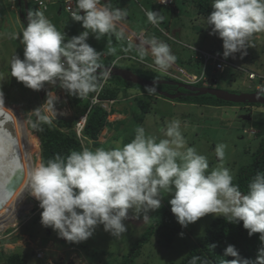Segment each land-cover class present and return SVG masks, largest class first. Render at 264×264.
I'll list each match as a JSON object with an SVG mask.
<instances>
[{
	"label": "clouds",
	"instance_id": "clouds-1",
	"mask_svg": "<svg viewBox=\"0 0 264 264\" xmlns=\"http://www.w3.org/2000/svg\"><path fill=\"white\" fill-rule=\"evenodd\" d=\"M76 4L78 11L71 19L84 31L71 38L57 30L44 11H29L22 33L12 34V39L23 45V59L16 54L10 61V75L16 82L35 92L45 90V85L58 87L70 97L85 100L111 77L112 69L101 63L104 52L87 41L90 34L97 41L109 34L124 39L125 33L117 25L126 20L128 11L111 8L101 0H76ZM41 7H46L43 0ZM211 8L206 23L211 29L209 35L223 42L222 59L237 54L243 59L252 46L251 38L264 33V0H213ZM146 15L154 25L163 20L155 11ZM137 48L142 58L150 52L161 71L176 61L169 45L155 37L140 41ZM116 51L109 39L108 54ZM157 87L158 81L153 80L144 91L155 95ZM57 102L55 92L46 91L44 103L29 112L36 117L33 129L57 119ZM0 117L6 122L16 117L5 107L2 86ZM160 131L165 138L157 142L155 136L146 135L145 129L137 126L134 139L122 147H83L33 167L28 173L30 195L42 210L41 225L70 244L87 241L100 226L113 238H120L128 231L126 221L150 219L149 213L162 207L166 193L171 196L170 210L181 228L211 214L231 224L242 222L249 237L259 234L261 247L254 260L241 257L229 244L223 257L233 259L221 264H264V173L256 174L244 194L223 166L225 144L216 146L220 165L209 171L207 157L187 145L180 119L167 122ZM199 259L193 257L190 264H197Z\"/></svg>",
	"mask_w": 264,
	"mask_h": 264
},
{
	"label": "rangeland",
	"instance_id": "rangeland-1",
	"mask_svg": "<svg viewBox=\"0 0 264 264\" xmlns=\"http://www.w3.org/2000/svg\"><path fill=\"white\" fill-rule=\"evenodd\" d=\"M117 1L120 4L118 6H114L115 2L111 6L110 0H101V3L109 4L111 8H126L128 16L125 21L118 23L117 28L122 30L129 28L131 33L127 37L129 38L127 48L124 52L117 49L113 60L106 67L130 71L150 83L153 80L174 82L191 87L219 89L234 95L259 92L264 97V33L255 34L251 38L252 46L247 49V55L243 59L237 54L235 58L224 60L222 40L209 35L211 29L207 27L206 18L195 15L191 1L187 3L183 0H169L164 3L161 1L157 3V0ZM11 2L0 0V11L3 9L4 12L0 14V78H2L0 86L4 92L5 107L13 111L18 123L24 127L28 142L27 151L31 155L33 168L40 163V148L35 131L29 130L32 124L29 112L44 103L46 91H54L58 97L57 117H63L68 121L74 119V131L78 137L81 136L87 114L83 116L80 109L85 100L70 97L58 87L52 88L48 85H45V90L35 92L11 77V59L16 54L23 59V45L19 40L12 39V34L22 33L24 28L18 11ZM146 2L151 5L146 6ZM8 3L11 5L8 6ZM56 3L54 0L43 8L33 2L37 10L44 11L45 16L57 30L67 33L76 24L64 10L57 12ZM148 11L160 13L163 20L158 25L150 23L146 15ZM152 37L168 44L176 56L175 63L166 71H161L155 66L154 57L150 52L143 58L139 54L137 45L140 41ZM88 41L98 52H102L103 46L100 43L92 37ZM201 54L216 55L230 66L226 69L222 67L220 72L215 69L214 75L210 76L214 69L208 62L202 64ZM104 57L105 54L102 58ZM196 58L200 61L197 62ZM250 74H253V78L249 77ZM163 85L165 84H159L155 95H148L136 86L127 88L129 90L127 94H133L130 99L120 97L123 93H119L121 95L117 99L99 100L96 96L89 99L92 105L98 104L109 114L106 116V127L100 130L97 138L99 145L95 147L92 140L84 139L81 143L82 148L94 150L102 147L107 150L122 147L134 139L137 126L143 127L146 135L155 136L158 142L159 139L165 138L160 129L165 128L167 122L178 118L181 120V131L187 145L194 147L198 154L207 157L209 171L220 165L215 152L216 146L221 143L226 145L223 166L230 170L235 180L239 170L252 162L264 138V105L251 106L242 103L235 106L222 104V107H211L172 102V99H167L158 92L174 95L180 93L177 89L181 88ZM74 98L77 102H74ZM136 98L148 100V113L144 114L140 110L135 103ZM196 99L214 100L208 95ZM111 109L115 112L111 113ZM78 123H82L81 128L77 126ZM163 196L162 207L168 208L167 211L172 215V223L178 225L180 230L170 247L159 244L158 234H153L148 242L138 249L130 264H178L201 240L209 223L216 218L209 214L187 228H181L170 212L168 201L171 196H167L166 193ZM20 205L24 208H19L16 216L0 224V264H6L5 257L12 253L25 255L27 264H126L125 257L150 228L153 216L159 211L150 212L148 220L143 221L141 218L126 221L128 231L120 238H113L100 226L87 241L70 244L58 238L52 229L41 225L42 210L39 203L31 197L30 189L25 193L23 203Z\"/></svg>",
	"mask_w": 264,
	"mask_h": 264
},
{
	"label": "trees",
	"instance_id": "trees-1",
	"mask_svg": "<svg viewBox=\"0 0 264 264\" xmlns=\"http://www.w3.org/2000/svg\"><path fill=\"white\" fill-rule=\"evenodd\" d=\"M11 2L10 0H6ZM57 1V12H63V1L64 0H56ZM191 1L192 9L195 12L197 17L207 18V16L212 12L210 8L212 6L213 0H183L184 3ZM34 1L28 0L27 2V12L37 10L36 5L33 4ZM75 2V9L77 10L76 0ZM113 2L116 4L114 6H118L119 1L117 0H110L109 3L112 6ZM13 6L18 11V17L20 18L23 26H26L27 20L25 17V6L23 0H13L11 2ZM11 3L7 5L10 6ZM32 3V4H31ZM149 2H146V6L151 5ZM0 14H4L3 9L0 11ZM22 16V17H21ZM122 23V22H121ZM126 23V22H125ZM74 26H72L70 31H67L66 36L71 38L72 36L79 35L84 29L81 25L77 22H74ZM118 30H122L118 28ZM131 29H124L123 32L125 33L124 39L117 40L114 35H106L100 41H97L93 36L90 35L89 38H93L95 41L103 46L102 51L105 54V57H101V63L106 67L109 66V62L113 60V56L115 54L109 55L107 52L108 40L111 39L112 47L117 49H121L124 52V49L127 48V37ZM78 32V33H77ZM63 33V32H62ZM89 43V41H87ZM103 56V55H102ZM221 59V58H220ZM196 61L199 60L196 58ZM123 68V67H121ZM212 74V73H211ZM201 76V75H200ZM136 86L140 89V86L135 85L130 82L122 81L120 77L116 75H111V77L103 84V87L95 93H90L89 97L85 99V102L82 103L81 113L82 115H86V121L84 127L81 131V136L78 137L76 132L74 131L75 121L73 120H66L63 117H57V119H53L51 125L41 123L39 126V130L33 129L32 124L29 127V130H33L36 133V136L39 141V148H40V162L47 163L48 160L54 159L57 155L61 157H67L72 151H81L82 146L81 143L84 139H89L93 141V146H98L99 142L97 140L99 132L101 129L106 127V116L109 114L107 113L102 107L98 104L92 105L89 99L93 97H97L99 100H108V99H117L121 94L120 97L122 98H129L133 94H127V88H136ZM167 86V85H163ZM198 86V85H197ZM160 86L158 85L157 89ZM170 87V86H168ZM175 88V87H174ZM139 91V90H138ZM171 92V91H170ZM176 92V91H175ZM172 92V93H175ZM209 96V95H208ZM199 97V96H198ZM195 96L194 97H181L178 99L171 100L172 102H179L184 104H192L195 106H211V107H222V104L225 105H237L232 104L229 102H224L221 100L216 99L213 96L214 100L207 101L201 100L197 101ZM75 99V98H74ZM77 99V98H76ZM74 102H77V100ZM128 99V100H129ZM195 100V102L193 101ZM191 101V102H187ZM135 103H137L140 110L144 112V114L148 113V100H138L136 98ZM249 104V103H247ZM254 106L256 104H249ZM75 108H77L75 106ZM79 108V107H78ZM77 108V109H78ZM114 113L113 109H111V113ZM32 123L35 122L36 117L34 115L30 116ZM34 159V156H33ZM35 162V160H34ZM257 173H264V138L261 140L258 150L253 156L252 162L248 164L243 169L239 170L236 179L233 181L234 183L239 185V188L242 193L247 194L248 185L252 182L253 178L256 176ZM168 208L161 207L156 213L155 216L152 218V225L148 230L144 232L141 236L140 240L131 248L130 252L125 257V263L130 264L135 257V254L138 252L144 244L148 242L150 237L153 234H158V243L164 247H170L173 243V239L176 234L179 232L180 228L178 225H174L172 223V215L167 211ZM170 211V210H169ZM171 212V211H170ZM174 226V228H172ZM215 244L216 247L213 249L210 247L211 245ZM234 245L238 250L239 254L243 258L255 259L257 255V250L261 247V242L259 240V234H254L252 237L248 236L247 230H245L242 226V222L240 224H231L224 218H214L209 225L207 226L203 237L201 240L195 244V246L189 250L188 254L178 263V264H190V261L193 257H200L197 261V264H204L207 261V264H221L222 260L233 259L232 257H223L224 249L227 245ZM6 264H27V257L21 253L19 254H10L5 257Z\"/></svg>",
	"mask_w": 264,
	"mask_h": 264
},
{
	"label": "water",
	"instance_id": "water-1",
	"mask_svg": "<svg viewBox=\"0 0 264 264\" xmlns=\"http://www.w3.org/2000/svg\"><path fill=\"white\" fill-rule=\"evenodd\" d=\"M20 1V0H18ZM25 6V19L27 20L28 12H27V0H23ZM22 17V16H21ZM112 74L120 77L125 81H130L140 86L146 87L151 86L152 83L147 82L131 73L130 71L123 69H112ZM159 84L176 86L177 88H182L187 91L186 94L176 93L174 95H169L164 92H158L163 95L167 99H176L179 97H198L202 95L213 96L218 100L229 102L232 104H261L264 105V97H262L259 92L256 93H242V94H229L219 89H210L207 87H191L182 84H177L174 82H158ZM3 150V148H1ZM4 155V156H3ZM4 159L2 160V158ZM0 211L4 208V206L9 201L10 197H12L16 188L21 183L23 178V171L20 163V159L18 157V153H12L11 155L4 154L0 152Z\"/></svg>",
	"mask_w": 264,
	"mask_h": 264
},
{
	"label": "bare ground",
	"instance_id": "bare-ground-1",
	"mask_svg": "<svg viewBox=\"0 0 264 264\" xmlns=\"http://www.w3.org/2000/svg\"><path fill=\"white\" fill-rule=\"evenodd\" d=\"M160 1L161 0H157L156 2L158 3ZM203 63L204 62L202 60V64ZM24 131V127H22L18 123L16 117H14L11 122H6L4 121L3 117H0V152L2 153L3 151V153L7 155H11L12 153L17 152L23 171V178L21 180V183L16 188L8 204L0 212L1 225L8 219L16 216L19 208H24L20 207V203H23L24 195L30 189L28 173L32 169L33 163L31 161V155L27 151L28 142H26ZM1 148H3V150H1ZM3 159L4 157L2 158V160ZM0 163H2V161H0Z\"/></svg>",
	"mask_w": 264,
	"mask_h": 264
},
{
	"label": "built area",
	"instance_id": "built-area-1",
	"mask_svg": "<svg viewBox=\"0 0 264 264\" xmlns=\"http://www.w3.org/2000/svg\"><path fill=\"white\" fill-rule=\"evenodd\" d=\"M53 1L54 0H43V3H44V5H47V4L53 3ZM166 1H169V0H166ZM34 2L37 3L38 7H41V0H34ZM43 8H45V7H43ZM63 10L72 17L73 12H76L74 0H64L63 1ZM127 40H129V38H127ZM200 57H203V59H202L203 62L204 63L208 62V64L211 65L212 69H214L210 76L214 75L215 69L219 70L218 72H220V69L222 67H224L226 69L227 66H230L229 64L224 63L219 57H217L216 55H213V54H201ZM204 65H206V64H204ZM202 76H203V74H202ZM249 77L253 78V74H250ZM77 126L79 128H81L82 123H78Z\"/></svg>",
	"mask_w": 264,
	"mask_h": 264
},
{
	"label": "flooded vegetation",
	"instance_id": "flooded-vegetation-1",
	"mask_svg": "<svg viewBox=\"0 0 264 264\" xmlns=\"http://www.w3.org/2000/svg\"><path fill=\"white\" fill-rule=\"evenodd\" d=\"M177 91H179L180 93H184V92L186 93V92H187L186 90H184V89H182V88H181L180 90L177 89Z\"/></svg>",
	"mask_w": 264,
	"mask_h": 264
},
{
	"label": "crops",
	"instance_id": "crops-1",
	"mask_svg": "<svg viewBox=\"0 0 264 264\" xmlns=\"http://www.w3.org/2000/svg\"><path fill=\"white\" fill-rule=\"evenodd\" d=\"M102 4H106V3H104V2H102ZM128 29V28H127ZM124 68V67H123Z\"/></svg>",
	"mask_w": 264,
	"mask_h": 264
}]
</instances>
